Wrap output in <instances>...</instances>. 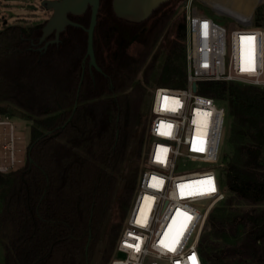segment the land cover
I'll return each instance as SVG.
<instances>
[{"label":"trees","instance_id":"trees-1","mask_svg":"<svg viewBox=\"0 0 264 264\" xmlns=\"http://www.w3.org/2000/svg\"><path fill=\"white\" fill-rule=\"evenodd\" d=\"M173 2L134 24L115 15L112 0H101L94 35L101 71L83 62V29L68 27L46 50L55 38L40 43L46 21L0 30V114L9 103L35 124L26 166L0 174L3 264L110 262L124 221L113 223L102 256L100 241L117 188L124 177L120 206L128 215L143 169L144 137L128 155L145 93L137 78L176 15ZM255 16V25L264 26V5ZM71 19L88 27L90 10ZM185 40L183 18L153 74L155 88L186 87ZM152 59L145 84L158 56ZM198 93L226 108L233 148L221 154L218 174L227 197L209 215L200 254L205 264H264V88L208 81L198 83Z\"/></svg>","mask_w":264,"mask_h":264},{"label":"built area","instance_id":"built-area-1","mask_svg":"<svg viewBox=\"0 0 264 264\" xmlns=\"http://www.w3.org/2000/svg\"><path fill=\"white\" fill-rule=\"evenodd\" d=\"M183 18L187 85L153 90L143 169L108 264H205L199 243L210 213L227 197L218 174L227 110L198 93V83L264 88V26L235 17L231 26L220 24L192 0ZM17 131L16 120L0 114V174L28 162Z\"/></svg>","mask_w":264,"mask_h":264},{"label":"rangeland","instance_id":"rangeland-1","mask_svg":"<svg viewBox=\"0 0 264 264\" xmlns=\"http://www.w3.org/2000/svg\"><path fill=\"white\" fill-rule=\"evenodd\" d=\"M43 0H0V7L2 13L0 14V30H2L6 26L11 25H20L23 27H31L33 25L41 24L47 21L52 12L46 11L42 6ZM189 0H174V7L177 9L176 15L170 22L166 32L160 38L158 44L156 45L151 57L149 58L147 65L143 68V70L139 73L137 81H141L142 85L145 87V93L143 95V103L140 109V117L139 122L136 125V129L133 132L131 138L128 143V155L134 153L140 146V140L144 137V142L142 145V160L145 158L146 149H147V127L148 122L145 123V120L150 119V109L152 105L153 99V90L155 88V81L153 79V74L160 72L166 56L168 55L169 46L171 43V39L174 36L177 25L183 20L184 15V5ZM193 3L199 5L200 10L207 14L209 17L213 18L216 22L231 26L235 22L231 17L235 18H250L252 23L256 24V16L255 12L258 8L263 7L264 0H192ZM233 8L230 9L234 14L227 15L222 12H217L213 8V4H221ZM238 10V12L236 11ZM240 12V13H239ZM157 55L158 60L155 64V68L152 72V77L149 80L148 84L144 82V73L152 64L153 56ZM1 106L7 110V114L12 116L18 125L17 133L21 136V145L25 144L29 147L30 144V130L33 125H35L31 120L24 116L23 112L16 108L15 106L9 103H2ZM135 121V117L131 119L130 127H133ZM226 153L227 155H231L233 152L232 145L227 142V137L225 135L224 142L221 147V154ZM125 178L123 177L120 181V184L117 188L116 195L113 200V204L110 210V214L106 223V227L102 233L101 238V256L103 253V248L105 243L107 242L109 233L111 229L114 227V222H119L121 219L125 222L126 216L123 208L120 206V199L122 196V190L124 186ZM3 241L0 240V264H3L4 261V246ZM113 253L110 257V260L114 257ZM117 258H123V255L117 254L115 255Z\"/></svg>","mask_w":264,"mask_h":264},{"label":"water","instance_id":"water-1","mask_svg":"<svg viewBox=\"0 0 264 264\" xmlns=\"http://www.w3.org/2000/svg\"><path fill=\"white\" fill-rule=\"evenodd\" d=\"M170 1L172 0H112V7L119 19L140 24L148 20L161 5ZM41 6L46 11L52 12V14L43 27L40 43L45 42L52 35L55 37L53 40L46 42L43 48L46 50L50 44L58 43L61 33L68 27L83 29L87 33V50L83 62L85 63L88 59L90 71L92 69L101 71L97 64L94 49V35L101 0H43ZM88 10H90L88 27H84L70 19V16L82 17ZM193 89H196V85H193Z\"/></svg>","mask_w":264,"mask_h":264},{"label":"bare ground","instance_id":"bare-ground-1","mask_svg":"<svg viewBox=\"0 0 264 264\" xmlns=\"http://www.w3.org/2000/svg\"><path fill=\"white\" fill-rule=\"evenodd\" d=\"M203 1H204V0H203ZM231 1H232V0H231ZM213 8H214L217 12H222V13L225 12V14H227V15L234 14L233 11L230 10V9H233V8H230V7L226 6L225 3H224V5H221V4H213ZM236 11L238 12V10H236ZM239 13H240V12H239ZM246 17H247V16H244V18H246Z\"/></svg>","mask_w":264,"mask_h":264},{"label":"snow or ice","instance_id":"snow-or-ice-1","mask_svg":"<svg viewBox=\"0 0 264 264\" xmlns=\"http://www.w3.org/2000/svg\"><path fill=\"white\" fill-rule=\"evenodd\" d=\"M204 27L206 28L207 25H204ZM253 39H254L253 37H242V38H241V42L243 43L245 40L250 41V40H253ZM170 250H171V249H170ZM193 260H195V257H193Z\"/></svg>","mask_w":264,"mask_h":264},{"label":"flooded vegetation","instance_id":"flooded-vegetation-1","mask_svg":"<svg viewBox=\"0 0 264 264\" xmlns=\"http://www.w3.org/2000/svg\"><path fill=\"white\" fill-rule=\"evenodd\" d=\"M71 17H73V16H70V19H71ZM83 17V16H82ZM73 18H81V17H73ZM72 20V19H71ZM49 39V37L46 39V41ZM51 40H53V39H51ZM51 40H48V41H51ZM47 41V42H48ZM44 43V42H43ZM133 43H134V40L133 41H131L130 43H129V45H127V48L129 49L132 45H133ZM45 45V44H44Z\"/></svg>","mask_w":264,"mask_h":264}]
</instances>
